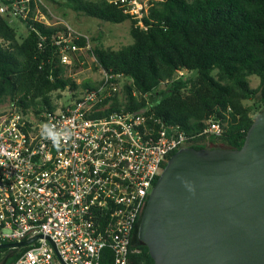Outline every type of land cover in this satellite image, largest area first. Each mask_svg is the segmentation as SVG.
<instances>
[{
    "label": "built area",
    "instance_id": "1",
    "mask_svg": "<svg viewBox=\"0 0 264 264\" xmlns=\"http://www.w3.org/2000/svg\"><path fill=\"white\" fill-rule=\"evenodd\" d=\"M107 1L146 27L163 0ZM44 2L0 0V15L42 42L49 34L36 22L61 26L50 33L60 62L68 70L85 65L88 36L50 23ZM99 69L100 85L58 110L37 113L13 103L0 111V244L37 237L13 264H104L106 250L111 264H130L135 227L170 157L200 136L208 143L225 131L213 116L201 132L188 134L154 114L107 111L126 77ZM186 74L180 70L176 78Z\"/></svg>",
    "mask_w": 264,
    "mask_h": 264
},
{
    "label": "trees",
    "instance_id": "2",
    "mask_svg": "<svg viewBox=\"0 0 264 264\" xmlns=\"http://www.w3.org/2000/svg\"><path fill=\"white\" fill-rule=\"evenodd\" d=\"M66 5L106 22H131L133 42L119 49L95 45L90 50L98 68L122 73L127 80L124 99L116 95L107 111L154 114L181 125L188 134L201 132L213 116L224 123V133L211 137V146L200 136L191 147L243 146L254 114L264 109V0H163L151 8L146 27L107 0H66ZM35 24L49 34L43 42L30 29L20 39L18 30L0 15V104L10 101L30 109L41 98L53 109V91L78 87L60 62L59 47L50 41V33L61 26ZM180 70L188 74L176 78ZM253 75L260 78L256 87L250 84ZM84 87L96 86L86 82ZM140 221L130 264H154L138 237ZM27 248H3L0 253L14 250L6 263L13 264ZM104 253L109 257L104 264H111L110 251Z\"/></svg>",
    "mask_w": 264,
    "mask_h": 264
},
{
    "label": "water",
    "instance_id": "3",
    "mask_svg": "<svg viewBox=\"0 0 264 264\" xmlns=\"http://www.w3.org/2000/svg\"><path fill=\"white\" fill-rule=\"evenodd\" d=\"M138 237L154 264H264V109L241 148L188 146L170 157Z\"/></svg>",
    "mask_w": 264,
    "mask_h": 264
},
{
    "label": "rangeland",
    "instance_id": "4",
    "mask_svg": "<svg viewBox=\"0 0 264 264\" xmlns=\"http://www.w3.org/2000/svg\"><path fill=\"white\" fill-rule=\"evenodd\" d=\"M44 3L47 6L50 23H63L70 25L74 30L88 36L91 48L95 45H101L106 48L110 47L112 49H119L133 42V38L130 34V20L121 23L106 22L99 18L88 16L82 11L73 9L72 6L66 5V0H56V2L53 0H45ZM10 24L18 30V36L20 39L26 36L27 30L24 24L17 20L11 21ZM90 55V49H88L85 65L80 66L78 64L67 72V75L74 79L78 87L72 89L68 86L65 90L53 91L50 94L53 109L48 108V105H46L41 98L38 99L37 105L29 108L37 113L44 111L46 108L49 111L58 110L74 101L77 97H80L86 89L84 87L86 82L94 84L95 86L100 85L102 73L97 67V62H95L94 58ZM249 80L252 87H256L260 83V78L256 75L251 76ZM125 82H127L126 79L122 81L121 85L123 86ZM122 86L118 94L120 100L124 99ZM13 103L14 102L5 101L3 104H0V111L9 109ZM247 103L251 104L252 102L247 101ZM254 116L257 117L258 112L255 113ZM207 145L211 146L212 143L209 141ZM5 255V252L0 253V264H3Z\"/></svg>",
    "mask_w": 264,
    "mask_h": 264
},
{
    "label": "flooded vegetation",
    "instance_id": "5",
    "mask_svg": "<svg viewBox=\"0 0 264 264\" xmlns=\"http://www.w3.org/2000/svg\"><path fill=\"white\" fill-rule=\"evenodd\" d=\"M14 252H15L14 250H11V252H8V253H7L6 257L8 256V259H9L10 256H12L11 254L14 253ZM6 257H5V258H6ZM8 259H7V260H8ZM6 263H7V261H6Z\"/></svg>",
    "mask_w": 264,
    "mask_h": 264
},
{
    "label": "clouds",
    "instance_id": "6",
    "mask_svg": "<svg viewBox=\"0 0 264 264\" xmlns=\"http://www.w3.org/2000/svg\"><path fill=\"white\" fill-rule=\"evenodd\" d=\"M45 131H46V129H45Z\"/></svg>",
    "mask_w": 264,
    "mask_h": 264
}]
</instances>
